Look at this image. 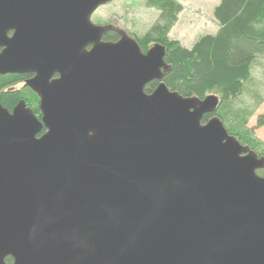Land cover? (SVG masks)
<instances>
[{
	"label": "water",
	"instance_id": "obj_1",
	"mask_svg": "<svg viewBox=\"0 0 264 264\" xmlns=\"http://www.w3.org/2000/svg\"><path fill=\"white\" fill-rule=\"evenodd\" d=\"M113 1L0 0V76L42 112L0 104V264H264V157L167 87L166 46L103 40Z\"/></svg>",
	"mask_w": 264,
	"mask_h": 264
},
{
	"label": "trees",
	"instance_id": "obj_2",
	"mask_svg": "<svg viewBox=\"0 0 264 264\" xmlns=\"http://www.w3.org/2000/svg\"><path fill=\"white\" fill-rule=\"evenodd\" d=\"M146 7L156 10L159 19L143 37L136 40L144 53L156 43L166 46L165 60L170 66L164 79L167 87L185 98L204 99L211 94L219 96L220 106L216 115L229 133L259 157H264V142L255 137L253 129L247 127L253 112L237 109L234 104L253 82V68L257 59L264 56V0H220L214 10L217 34L201 37L192 49L169 37L184 11L181 4L176 0H147ZM105 40L116 42L118 35L110 33ZM27 78L0 76V104L4 108L12 110L23 99L33 111L37 110V96L29 89L16 88ZM158 85V82L149 84L146 93L151 94ZM211 117L205 116L203 123ZM262 127L264 114L257 119V128ZM259 175L264 177V170L259 171ZM6 263L12 264V259L8 258Z\"/></svg>",
	"mask_w": 264,
	"mask_h": 264
},
{
	"label": "rangeland",
	"instance_id": "obj_3",
	"mask_svg": "<svg viewBox=\"0 0 264 264\" xmlns=\"http://www.w3.org/2000/svg\"><path fill=\"white\" fill-rule=\"evenodd\" d=\"M176 1L183 6L184 11L179 15V21L170 33L171 40L192 49L201 37L217 34L218 24L214 18V10L220 0ZM146 2L147 0H114L97 10L92 22L98 26L115 27L134 39L141 38L159 19V13L147 8ZM23 85L20 84L16 88L22 89ZM234 104L237 109L253 112L247 127L253 129L255 137L264 142V127L257 128V119L264 114V56L257 59L253 68V82Z\"/></svg>",
	"mask_w": 264,
	"mask_h": 264
},
{
	"label": "flooded vegetation",
	"instance_id": "obj_4",
	"mask_svg": "<svg viewBox=\"0 0 264 264\" xmlns=\"http://www.w3.org/2000/svg\"><path fill=\"white\" fill-rule=\"evenodd\" d=\"M109 26V25H108ZM110 33H115V34H117L118 35V40L116 41V42H118L119 40H120V38H121V31H119V29H116L115 27H113V29H112V31H110L107 35H109ZM107 35H105L104 37H103V40L104 41H106L105 40V38L107 37ZM130 36V35H129ZM130 37H132V36H130ZM136 39V38H135ZM107 42V41H106ZM116 42H114V43H116ZM0 52H1V49H0ZM9 75H17V74H9ZM17 76H27L28 78L25 80V82L23 83L24 85H23V87H22V90H24V89H29L32 93H34L36 96H37V98H38V103H37V110L36 111H33L32 109V111L34 112V114L39 118V119H41V117H42V112H41V110H40V97L35 93V92H33L30 88H28V87H26V81L27 80H29V79H31V78H33L34 76L33 75H27V74H24V75H17ZM20 85V84H19ZM23 100V99H22ZM22 100H20V101H22ZM19 101V102H20ZM23 101H25V100H23ZM18 102V103H19ZM17 103V104H18ZM26 104H27V102H26ZM16 106V105H15ZM15 106L12 108V110L15 108ZM27 107L29 108L30 106L27 104ZM31 108V107H30ZM12 110H9V111H12ZM46 132V130L44 131V133ZM43 133V132H42Z\"/></svg>",
	"mask_w": 264,
	"mask_h": 264
}]
</instances>
